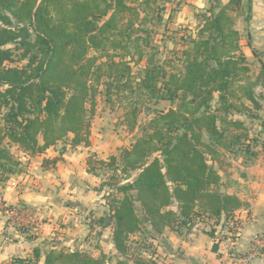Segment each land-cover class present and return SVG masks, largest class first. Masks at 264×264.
<instances>
[{
    "label": "trees",
    "instance_id": "1",
    "mask_svg": "<svg viewBox=\"0 0 264 264\" xmlns=\"http://www.w3.org/2000/svg\"><path fill=\"white\" fill-rule=\"evenodd\" d=\"M242 5L243 0H229L218 11L210 8L197 14L193 49L182 52L179 66L168 62L167 68L148 61L140 69L137 88L129 87L140 92V102L126 107L123 124L133 132L144 109L161 100L175 107L155 111L142 135L119 155L104 160L93 154L87 159L88 172L95 176L112 170L98 191L106 186L110 189L105 199L119 254L116 264H128L129 257L134 259L132 264H155L154 253L152 260L143 255L137 258L129 244L148 225L149 234L157 236L166 229L191 232L207 219L225 228L237 222L236 213L245 206L237 196L221 191L220 173L226 166V153H243L248 160L257 157L250 148L256 141L249 126L233 117L252 114L247 103L254 111L261 108L255 97L260 78L249 75L236 29ZM134 17L139 14L126 0H0V111L7 110L0 122L2 181L20 165L2 146L5 141L30 156H43L59 143L71 148L91 146L89 114L98 87L111 80L121 84L131 73L123 59L135 61L132 48L138 52L136 64L144 59L142 39L140 46L139 40L131 39ZM10 45L23 52L25 66L13 65ZM91 51L97 55L91 56ZM57 161L44 158L43 166ZM117 172L126 179L132 173L135 177L120 181ZM40 255L35 249L34 259ZM45 264L113 263L105 254L94 258L54 248Z\"/></svg>",
    "mask_w": 264,
    "mask_h": 264
},
{
    "label": "crops",
    "instance_id": "2",
    "mask_svg": "<svg viewBox=\"0 0 264 264\" xmlns=\"http://www.w3.org/2000/svg\"><path fill=\"white\" fill-rule=\"evenodd\" d=\"M228 1L184 0L182 6L185 12L193 9L198 12L217 9ZM248 1L251 8L237 23L250 32L247 38L242 37V50L251 63L264 68V0ZM257 78H260V84L255 89V97L261 108L249 122L253 126H248L256 132L253 137L261 144V152L257 148V157L251 160L234 158L232 164H226L229 169L220 170L223 176L221 191L237 196L245 204L236 213L242 229L234 237L227 227L216 226L213 220L207 219L199 222L191 232L166 229L160 236L152 234L156 249L153 259L160 258L161 264H264V250L253 251L251 248L253 239L264 234V69ZM59 147L50 148L43 156H30L21 151L18 171L1 182L0 200L8 206L26 207L34 211L39 220L44 218L45 221L41 222L33 240L21 235H16L13 240L6 238L5 217L0 214V264L8 260H12V264H21L18 260L28 258L29 264H45L48 252L57 247L65 252L88 253L94 258L105 254L110 260L118 259L109 207L98 199L100 180L87 169L93 147H67L65 151ZM44 158L58 161L45 168ZM91 206L103 209L97 218L101 230L94 250L90 243L94 241L85 238L87 228L80 216ZM148 229L151 231L149 225ZM35 249L41 254L38 260L34 259ZM32 259L34 261L30 263Z\"/></svg>",
    "mask_w": 264,
    "mask_h": 264
},
{
    "label": "rangeland",
    "instance_id": "3",
    "mask_svg": "<svg viewBox=\"0 0 264 264\" xmlns=\"http://www.w3.org/2000/svg\"><path fill=\"white\" fill-rule=\"evenodd\" d=\"M184 0H126V3L128 6L134 8L137 10L139 17L133 18L132 26L130 29L134 32L131 39L139 40L136 41L140 46V38L141 43H143L145 54L144 59L141 64H136L137 60V54L138 52H135V50L132 48V56L131 58H134L133 62L129 61L130 57H127L123 59L124 61L127 60L129 63V66L131 67V73L128 75H125L124 79L122 80V83L119 84L118 82L110 81V84H108L109 81H105L98 87L97 94L95 96L94 102H93V111L89 114L90 116V143L91 146L89 148L93 147L92 152L89 153V156H92L93 154L95 157L108 160L112 155H119L120 150L122 148H129L132 143L139 138L142 135V130L146 126V124L154 117L155 111H168L171 108H174L175 105L170 101H164L161 100L158 103L149 104L148 109L143 111L142 114L138 117V125L137 128L133 132H129L126 125L123 124V120L125 119V109L127 106H135L137 102H140V92H136L137 90L129 89L131 84L134 86V89H136V81L137 78H139L140 69L143 68L147 64L148 61L153 59L154 61L160 62L161 64H166L167 68L168 62H173L175 65L179 66L180 59L182 58V52L185 50H191L193 49L192 41L194 40L196 36V28L198 25V18L197 14L206 12L209 9H201L198 12H196L194 9L190 10L188 12L184 11ZM214 6L215 3H212ZM225 5V4H224ZM251 8L250 1L243 0L242 8L239 12V14L236 16V29L240 33V44L242 37H248V30H244V28H241L242 25H238V21L241 17H244L243 14L248 11V9ZM247 10V11H246ZM195 11V12H194ZM218 11V9L216 10ZM140 14H141V20H140ZM111 14L104 18V21L107 20ZM129 17V16H128ZM126 24V22L124 23ZM127 27V26H126ZM141 29V33H140ZM242 29V30H241ZM129 33V32H128ZM9 48H12L14 51V60L15 64L14 66L22 67L27 64L26 60H21L22 51L14 50L15 46L10 45ZM242 48V45H241ZM243 51V50H242ZM124 53L121 51L119 54ZM91 56L94 55V51L90 52ZM244 56L247 60V65L250 68L249 75L255 80L257 78V74H262L263 67L259 66L258 64H253L248 60V57L245 55L243 51ZM97 55V54H95ZM105 60V59H104ZM117 61H119V58H116ZM132 81V82H131ZM131 82V83H130ZM122 84H127V87L125 89H121L118 91V86ZM136 102V103H134ZM253 110L252 114H234V118L237 120H243L246 122V124L251 125L249 123L252 119H254L255 114L257 111H254V108L247 103ZM92 106V103H90V107ZM7 112L6 109H2L0 111V122L2 120V116ZM256 120V119H255ZM253 126V125H251ZM254 128V127H253ZM252 135L256 134V132L252 131ZM255 138V137H254ZM60 147L59 149L62 150V147L65 148H71L68 143H59ZM251 149L255 150L259 148V152H261V144H257L255 142L250 143ZM2 146H5L12 155L18 160L20 158V152L21 149L14 144H9L8 141H5ZM84 147V146H82ZM94 147L96 149H94ZM85 148V147H84ZM59 150V151H60ZM226 164H232L234 161V158H241L245 159L246 155L243 153L239 154H230L226 153ZM228 166H225L224 169H226ZM229 169V168H228ZM112 175V170H102L100 171V176H96L100 183L98 185V189L101 187L103 182H106V180L109 179V177ZM117 175L119 176L120 181H131L135 177V173H132V175L126 179L123 177V174L121 172H117ZM95 176V175H94ZM1 178H0V185H1ZM100 192L99 200L105 204L108 205V200L105 199L106 196L109 195L110 189L106 186L103 187ZM103 196V197H102ZM3 202L2 200H0ZM136 206L138 209L140 208V204L137 203ZM13 207V206H12ZM15 208H21L22 210H27L32 213V215L37 219L35 220V225L30 224L27 227L19 224V227H13L12 229H8L9 227V219L4 214V228L6 230V238L11 237L13 240L15 239L16 235H21L23 237H27L28 240H33L35 237H37V234L39 233L41 222H44L45 219L43 218L42 221L38 219L35 212L26 208V207H15ZM103 209H99L95 206H91V209L84 214H81L83 220V224L86 225L87 228V235H85V238L93 240L94 242L91 243V248L96 246V243L98 242V234L101 226H99L97 222V218L102 214ZM1 214V213H0ZM237 219V217H236ZM59 220V218H57ZM238 220V219H237ZM239 221V220H238ZM11 222V220H10ZM33 226V227H32ZM31 227L33 228L31 230ZM23 228L29 229V232H22ZM146 230L142 234H139V236L132 237L129 239V244L133 248V253L137 258H140V256H144L142 258H147L146 260H149V258L156 253L155 245L152 241V234H149L148 232V226L144 227ZM147 228V229H146ZM62 229V228H61ZM242 229V226H241ZM227 230H230L229 227H227ZM17 240V239H16ZM56 241V240H55ZM53 242V241H52ZM51 242V243H52ZM89 243V244H90ZM52 245V244H51ZM58 245V244H56ZM140 245V246H138ZM139 249V251H138ZM56 250H60V247H57ZM147 253H146V252ZM260 251V250H258ZM149 252V253H148ZM144 253L147 254V257H145ZM112 259V258H111ZM29 261V258L26 259ZM117 259L113 258L112 262L113 264H116ZM128 264H132L133 257H129ZM150 260H152L150 258ZM4 264H12V260L5 261ZM155 264H161L162 260L160 258H157L155 261H152ZM14 263V262H13ZM34 264V263H33Z\"/></svg>",
    "mask_w": 264,
    "mask_h": 264
},
{
    "label": "built area",
    "instance_id": "4",
    "mask_svg": "<svg viewBox=\"0 0 264 264\" xmlns=\"http://www.w3.org/2000/svg\"><path fill=\"white\" fill-rule=\"evenodd\" d=\"M0 213L5 214L9 219V227L8 229H12L13 227H19V224L27 227L30 224L35 225V220H37L30 211L22 210L21 208H15L12 206L6 205L4 202L0 201ZM11 220V222H10ZM242 223L237 220V222H230L229 228L232 229V236H237L241 230ZM33 227V226H32ZM31 227V230L33 229ZM14 229V228H13ZM30 230L27 228H23L22 232H29ZM252 250H264V234L257 235L252 242L251 246Z\"/></svg>",
    "mask_w": 264,
    "mask_h": 264
}]
</instances>
